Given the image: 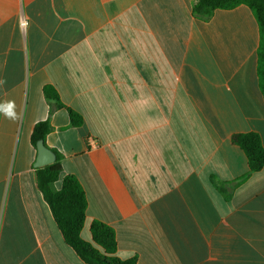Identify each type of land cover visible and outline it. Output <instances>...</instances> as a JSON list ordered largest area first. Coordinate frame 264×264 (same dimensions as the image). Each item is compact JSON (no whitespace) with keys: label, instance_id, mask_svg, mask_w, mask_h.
I'll use <instances>...</instances> for the list:
<instances>
[{"label":"crops","instance_id":"crops-1","mask_svg":"<svg viewBox=\"0 0 264 264\" xmlns=\"http://www.w3.org/2000/svg\"><path fill=\"white\" fill-rule=\"evenodd\" d=\"M193 6L0 0V103L19 117L0 113V264H88L38 186L44 121L62 176L86 193L84 240L97 220L136 264H264V168L233 142L256 132L264 145L260 28L247 5L208 20Z\"/></svg>","mask_w":264,"mask_h":264},{"label":"trees","instance_id":"trees-1","mask_svg":"<svg viewBox=\"0 0 264 264\" xmlns=\"http://www.w3.org/2000/svg\"><path fill=\"white\" fill-rule=\"evenodd\" d=\"M240 5L250 7L260 28L257 69L264 96V0H194L193 14L196 18L208 20L216 10H232ZM46 95L49 99L58 100L52 88H46ZM69 113L72 124L80 125L82 117L71 109ZM50 130L49 121L38 123L32 134V143L37 145L40 140L45 142ZM233 142L245 152L250 172L264 168V145L258 133L236 134ZM55 153L57 159L54 164L37 169V180L66 243L88 264H136L135 259L122 260L116 256V233L105 223L93 221L90 226L92 242L84 240L81 233L88 206L86 193L75 176H62V157ZM58 182H61L59 189L56 188Z\"/></svg>","mask_w":264,"mask_h":264},{"label":"water","instance_id":"water-1","mask_svg":"<svg viewBox=\"0 0 264 264\" xmlns=\"http://www.w3.org/2000/svg\"><path fill=\"white\" fill-rule=\"evenodd\" d=\"M56 153L46 146L44 140L37 143V158L34 163L35 168L46 167L56 162Z\"/></svg>","mask_w":264,"mask_h":264},{"label":"clouds","instance_id":"clouds-1","mask_svg":"<svg viewBox=\"0 0 264 264\" xmlns=\"http://www.w3.org/2000/svg\"><path fill=\"white\" fill-rule=\"evenodd\" d=\"M5 81L0 80V85H3ZM15 102L14 101H7L4 103H0V113H2L7 119L10 120H17L18 114L15 111Z\"/></svg>","mask_w":264,"mask_h":264}]
</instances>
